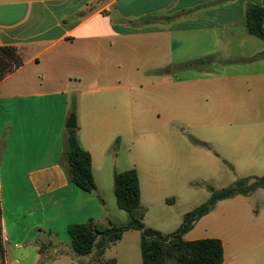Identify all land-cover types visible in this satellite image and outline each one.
Masks as SVG:
<instances>
[{"label":"crops","instance_id":"obj_1","mask_svg":"<svg viewBox=\"0 0 264 264\" xmlns=\"http://www.w3.org/2000/svg\"><path fill=\"white\" fill-rule=\"evenodd\" d=\"M91 2L0 0V46H17L25 56V63L0 82L4 244L0 264H55L64 253L61 235L68 233L70 224L89 219L109 224L111 213L100 179L114 178L115 171H120L116 167L118 158L113 157L112 161L111 153L117 154L113 144L116 134L123 131L126 123H132L131 86L155 87L154 97L144 92L136 97L144 111L150 110L155 100L157 118L165 114L172 121L171 116L178 109L196 104L193 96L197 85L228 96L233 92L229 85L232 76L252 80L264 74V56H259L264 52V40L250 34L246 26L247 5H262L263 0H100L94 5ZM145 16H155L156 22L139 27L129 22ZM169 16L175 19L169 21ZM137 38L138 44L132 45V39ZM116 52L123 53L120 58L130 70L143 73L137 79H130L128 74L125 84H115L110 78L114 75L110 74V66L119 60ZM196 63H208V67L217 70L205 71L202 67L198 73ZM181 69L184 71L180 72ZM85 72L90 73L91 86L77 95L76 82ZM72 113L77 118L83 116L78 135L92 156L98 187L95 192L71 183L62 161L66 124ZM162 132L167 134L169 129L165 126ZM159 146L171 162L169 155L177 143L163 141ZM137 167L146 218L151 204L145 200L146 180L141 167ZM219 204L199 219L184 238L221 239L223 264L264 262L261 212L257 213L256 222L239 223L242 231L225 236L212 231L206 223L218 211ZM260 224L261 231L253 229V225L259 228ZM146 225L152 226L147 222ZM254 242L257 245L251 248L248 244ZM51 249L55 256L45 255ZM104 255L102 259L107 261ZM93 259L87 256L82 264ZM116 262L119 264V260Z\"/></svg>","mask_w":264,"mask_h":264},{"label":"rangeland","instance_id":"obj_2","mask_svg":"<svg viewBox=\"0 0 264 264\" xmlns=\"http://www.w3.org/2000/svg\"><path fill=\"white\" fill-rule=\"evenodd\" d=\"M96 1L100 0H92L91 5ZM114 16L117 20L116 10ZM132 40V45L136 46L139 39ZM122 54L116 52L115 56L119 60L110 66L113 68L110 74L114 73L110 78L115 84H119V81L125 84L128 74L130 79H137L143 73L134 68L130 70L120 58ZM103 56L108 57L106 54ZM196 64L198 73L202 67L205 71L217 70L208 67V63ZM182 65L187 66V63ZM147 74L151 75V72ZM146 77L152 78L148 75ZM89 80L90 73L86 72L81 80L78 78L75 85L79 87L77 95L91 86ZM229 85L233 87V92L228 96L219 94L218 90L216 94L214 90L197 85L193 96L196 104L178 109L171 116L172 121H168L165 114L157 118L155 100H152L154 105L150 110L142 109L143 105L136 94L144 92L149 97H154L155 87H130L133 91L132 123L129 121L122 127L125 132L116 134L113 144L117 154L111 153V160L113 161V157L118 158L116 167L120 171L136 168L137 165L141 167L146 180L145 200L151 204L150 213L144 222L151 224V228H161L162 232L168 233L176 231L181 226L185 213L210 198L209 186L223 189L239 178L264 175V74L261 73L260 78L252 80L232 76ZM214 86L212 88H216ZM249 87L252 88L250 92L247 91ZM183 99L186 100V97ZM77 121L80 127L83 116L78 117ZM165 126L169 129L167 134L162 132ZM163 141L177 143V148L169 155L173 158L171 162H168L159 146V142ZM101 180L114 222L120 224L128 221V212L119 208L117 203L114 178ZM218 204L220 208L206 223L212 231L222 232L225 236L242 231L243 227L239 223L256 222L259 212L262 215L260 219L264 220V188L257 189L251 195L221 200ZM261 226L262 224L257 228V225H253V229L261 231ZM61 238L64 253L55 264H82V259L87 256L78 255L72 250L68 233L62 234ZM242 245L246 247L247 243L242 240ZM248 245L253 248L257 242ZM45 255L55 256V250L51 249ZM104 259H117L119 264H142L141 232L135 229L126 231L122 239L110 244ZM94 262V259L89 260L88 264H96ZM258 264H264L263 260Z\"/></svg>","mask_w":264,"mask_h":264},{"label":"trees","instance_id":"obj_3","mask_svg":"<svg viewBox=\"0 0 264 264\" xmlns=\"http://www.w3.org/2000/svg\"><path fill=\"white\" fill-rule=\"evenodd\" d=\"M247 29L252 35L264 40V0L262 5L249 3L246 8ZM169 21L175 19L167 17ZM132 26H144L156 22L155 16L140 17L129 21ZM264 56V52L259 55ZM258 57V56H257ZM25 63V56L14 45L0 46V82ZM192 63H187V65ZM76 99L73 111H76ZM209 146L207 143H202ZM62 161L69 181L88 191H97L92 170V156L80 142L78 129H67L64 134ZM264 188L263 176H248L237 179L223 189L211 190L210 198L184 215L181 226L171 233H163L148 227L144 222L147 207L141 201V185L138 170L133 167L115 171L114 190L119 208L129 214L128 221L116 223L109 216V224L89 219L84 223L70 224L68 234L72 250L81 256H93L96 264H117L116 259L103 260L102 256L110 244L120 240L128 230L141 232L142 264H223L224 245L219 238L186 240L184 234L190 231L221 200L237 195H250ZM44 245V244H43ZM0 251L4 253L2 207L0 201ZM100 262V263H99Z\"/></svg>","mask_w":264,"mask_h":264},{"label":"water","instance_id":"obj_4","mask_svg":"<svg viewBox=\"0 0 264 264\" xmlns=\"http://www.w3.org/2000/svg\"><path fill=\"white\" fill-rule=\"evenodd\" d=\"M66 128L67 129H78L79 128L76 113H72L69 116L67 124H66Z\"/></svg>","mask_w":264,"mask_h":264}]
</instances>
